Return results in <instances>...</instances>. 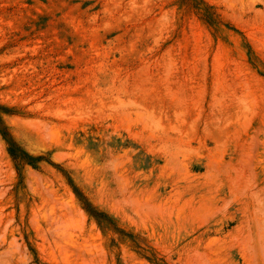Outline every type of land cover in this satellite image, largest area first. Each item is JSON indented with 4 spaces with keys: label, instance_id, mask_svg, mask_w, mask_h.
Returning a JSON list of instances; mask_svg holds the SVG:
<instances>
[{
    "label": "rangeland",
    "instance_id": "obj_1",
    "mask_svg": "<svg viewBox=\"0 0 264 264\" xmlns=\"http://www.w3.org/2000/svg\"><path fill=\"white\" fill-rule=\"evenodd\" d=\"M0 264H264V0H0Z\"/></svg>",
    "mask_w": 264,
    "mask_h": 264
},
{
    "label": "trees",
    "instance_id": "obj_2",
    "mask_svg": "<svg viewBox=\"0 0 264 264\" xmlns=\"http://www.w3.org/2000/svg\"><path fill=\"white\" fill-rule=\"evenodd\" d=\"M7 134V133H6ZM4 133H1L3 139L6 141L7 139V135ZM9 136V135H8ZM7 151L10 155V158L12 159L15 168L19 166L20 162H23L26 165H30V166H35L36 163L45 161L48 162L49 164L52 165V163L50 161H48L47 159H45L44 157H36L33 158L29 155H27L25 152H23L20 147H18L17 145H15V143H13L11 141V138L9 137L8 142H7ZM17 169V168H16ZM74 194L77 197L78 201L81 203L82 209L85 211V213L91 217L92 219H94L97 224L100 226L101 222H107V216L101 212H99L96 208L92 207L87 199L85 197H83V195L75 188H73Z\"/></svg>",
    "mask_w": 264,
    "mask_h": 264
}]
</instances>
